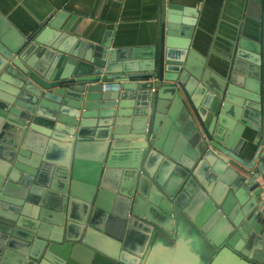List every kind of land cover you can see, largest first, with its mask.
Wrapping results in <instances>:
<instances>
[{
    "label": "water",
    "instance_id": "1",
    "mask_svg": "<svg viewBox=\"0 0 264 264\" xmlns=\"http://www.w3.org/2000/svg\"><path fill=\"white\" fill-rule=\"evenodd\" d=\"M239 1L221 60L166 0L134 48L0 12V264H264V0Z\"/></svg>",
    "mask_w": 264,
    "mask_h": 264
},
{
    "label": "crops",
    "instance_id": "2",
    "mask_svg": "<svg viewBox=\"0 0 264 264\" xmlns=\"http://www.w3.org/2000/svg\"><path fill=\"white\" fill-rule=\"evenodd\" d=\"M21 1L0 0V12L8 15L14 9L13 20L19 17L31 22L49 11L55 14L64 11L67 13L63 25L65 30L79 29L82 38L92 42L110 36L112 48L152 45L159 27L161 0ZM166 3L196 7L199 17L195 42L197 40L201 44H197V49L203 51L205 45L210 43L209 58H226L230 53L231 39L242 30L239 0H166ZM242 155L249 158L245 149ZM135 241L138 243L139 238L135 237Z\"/></svg>",
    "mask_w": 264,
    "mask_h": 264
},
{
    "label": "built area",
    "instance_id": "3",
    "mask_svg": "<svg viewBox=\"0 0 264 264\" xmlns=\"http://www.w3.org/2000/svg\"><path fill=\"white\" fill-rule=\"evenodd\" d=\"M258 188L260 191V199L264 203V177H261L258 180Z\"/></svg>",
    "mask_w": 264,
    "mask_h": 264
}]
</instances>
